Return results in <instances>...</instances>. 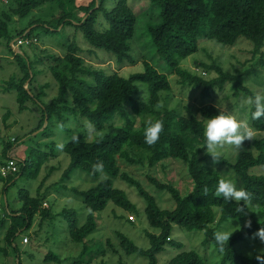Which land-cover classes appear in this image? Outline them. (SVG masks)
<instances>
[{
	"label": "trees",
	"instance_id": "1",
	"mask_svg": "<svg viewBox=\"0 0 264 264\" xmlns=\"http://www.w3.org/2000/svg\"><path fill=\"white\" fill-rule=\"evenodd\" d=\"M1 2H4L6 7L0 10V39L4 38L8 46L15 36L29 39V44L35 45L37 49L35 54L41 53L34 61L36 64L41 63L46 55L38 45L39 38L34 35L35 28L42 26L45 31L54 33L63 24V27L76 25L91 46L111 52L121 64L118 68L127 62L132 65L138 61L133 54V44H138L135 37L137 19L142 15H155L157 11L159 19H151L147 30L158 53L171 68L164 71L155 67L152 61L142 59V69L123 67L124 69L114 68L107 71L102 67L88 65L86 56L82 55L84 50L76 39H73L68 43L65 53L49 56L52 61L49 71L58 82V93L53 95L51 100L41 97L42 102L34 84L37 72L34 71L31 58L24 51L23 54L15 52V60L21 73L5 81L0 90L16 92L20 112L29 109L30 102L37 105L41 116L36 126L31 128L30 135L40 130L41 137L51 138V127L56 124L61 125L65 132L71 135L61 144V150L70 159L62 174V181L75 170L81 169L98 182L88 190L73 188L83 198L86 208L83 220L73 208H64L61 212L53 214L50 207L43 206L45 194L40 191L37 196H32L29 191H20L19 197L23 206L18 210L6 211L0 220V230L6 227L7 241L6 246L0 244V252L6 256H14L15 264H23L22 250L16 244L17 236L31 229L38 216H42L40 225H43L46 219H54L59 215L67 220L68 237L81 247V251L77 256L63 259L59 253L51 250L44 258L47 262L90 264L94 262L95 256H102L100 264H109L106 257L111 252L119 256L120 264H124L126 255L134 253L146 256L149 264H159L157 255L167 243L173 241L171 232L176 224L190 231L203 230L205 238L202 244L213 248L219 258L216 264H260L256 257L264 255V251L248 254L238 249V244L247 243L264 227V117L253 120L252 107L242 99L243 96L248 98L257 93L247 84L251 77L260 80L264 88V0ZM49 2L56 3L60 10V15L53 16L57 25L54 20L32 19L27 26L16 27L15 35H11L12 23L30 16L33 11ZM34 37H37V41H34ZM202 38L215 40L227 47L233 46L240 38H247L253 44V49L242 48L247 54L250 53L245 59L250 62V66L230 71L225 70L218 62L207 64L200 61L197 63L198 73L183 68L182 60L198 51ZM87 50L93 53L90 47ZM246 62L243 63L244 66ZM207 71H215L218 75L207 79L203 77L207 75ZM173 72L180 76L183 89L187 86L189 89L198 88L197 94L203 101L202 105H183L182 110L180 106L175 108L169 105L172 97L169 74ZM217 92H226L220 101L226 103L225 106L230 110H234L236 118L242 119V115H245L254 137L243 141L236 158L221 155L218 161H214L205 150L203 119L197 117L218 114L219 109L211 101L216 98ZM142 93L145 95L144 100ZM9 113L7 112V116ZM137 118L140 120L139 125H136ZM147 119L163 123L159 140L151 146L144 142ZM87 122L93 126V130L88 127ZM44 124L46 125L42 129ZM17 142L18 138L13 137L11 142L5 144V158L0 160L4 162L15 158L17 161L16 173L7 177L0 176L1 179L7 180L8 184L11 181L14 183L24 168L31 166L35 160L39 166L49 160L54 151L49 153L42 149L43 146H56L54 140L41 143L38 138L32 155L30 152L25 160L19 161L11 154ZM208 160L219 165L225 164L236 173L241 189L250 197L247 206L244 201L240 202L241 213L239 202H227L216 195L217 182L226 176ZM173 162H179L188 168L193 183L186 195L182 194L179 185L174 184L172 179L160 178L159 171H166ZM98 164L103 166L100 171L96 169ZM128 166L148 168L149 171L138 178L133 173L135 169L131 171L126 168ZM255 167L263 168L254 171ZM157 190L168 191L176 203L175 207H161L153 195ZM110 202L118 209L133 213L134 216L139 215L140 210L144 208L149 225L160 230L158 234L147 232L149 248L138 246L120 228L114 230V237L103 240L102 246L93 245L99 230L98 215ZM142 204L144 207L140 209ZM249 210L251 213L248 215ZM114 216L129 224H135L137 220L123 213L115 212ZM243 217L246 223L230 236L221 250V245L215 240L217 225ZM26 238L29 239L28 236ZM177 247L182 248V244L178 242ZM167 264L207 262L200 252L188 249L179 252Z\"/></svg>",
	"mask_w": 264,
	"mask_h": 264
},
{
	"label": "rangeland",
	"instance_id": "2",
	"mask_svg": "<svg viewBox=\"0 0 264 264\" xmlns=\"http://www.w3.org/2000/svg\"><path fill=\"white\" fill-rule=\"evenodd\" d=\"M4 2L0 0V10L5 8ZM60 15V10L58 5L53 2L44 4L41 8L33 11L30 16L26 18H20L16 23H12L10 26L11 35H15L16 27L20 28L27 26V24L33 19H41L46 21H53L55 17L53 16ZM159 19L158 12L155 11V15H142L137 19L136 24V39L138 44H133L134 50L133 54L136 56L138 61L132 65L131 62H127L123 67H139L142 66V59H147L153 62V65L164 71H169L170 66L166 61L160 56L157 51V48L148 33L147 24L152 22L151 19ZM57 20H54V24L57 25ZM76 25L70 27H63V24L58 27L56 32L45 31V28L38 26L34 30V35L39 38L38 45L44 51L46 57L42 58L41 63L36 64L35 59L39 57L41 53L37 52L35 45L25 43L21 46L20 51H15L12 47L13 42H17L18 37L15 36L12 38L11 42L8 43L3 38L0 39V86L9 80L12 77L20 75V69L15 60V52L18 54H23V51L31 58L32 66L34 71L37 72V77L35 81V87L38 90L37 94L40 95V100L43 102L42 98L45 100H51L58 93V82L53 78L51 72L49 71V66L52 61L49 57L50 54H61L65 53L67 50V45L73 39H76L81 49L84 50L82 55L86 56V63L89 65L98 66L109 71L114 68L120 70L123 67L119 61L114 57V55L102 48H95L90 45L87 39L84 37L82 31L76 28ZM243 42V43H242ZM17 49V45L14 46ZM93 49V53L89 52L87 49ZM250 47L253 49V44L247 38H240L233 46L227 47L222 46L215 40H209L202 38L200 41L199 49L197 52L188 56L182 60L181 66L185 69L191 70L192 73H197L196 69L199 68L197 65L198 62L202 61L207 64L220 63L225 70L234 71L235 68L243 69L250 66V62H246V58L250 56V53L244 51L243 48ZM13 49V50H12ZM33 53V54H32ZM94 54V55H93ZM38 55V56H37ZM132 55V54H131ZM42 57V56H41ZM126 61H123L125 63ZM246 62L245 66L243 63ZM124 69V68H123ZM139 69V70H141ZM207 75L203 76L205 78H212L218 75L215 71H207ZM201 75V74H200ZM169 79L172 84L171 88V98L169 100V105L171 107H181L183 105L193 106L196 104L202 105L203 101L200 98V95L197 94L196 89H189L187 86L185 89L182 88L180 82V76L173 72L169 74ZM247 84L257 93L264 94V88L260 80L251 77ZM42 86V87H41ZM1 88V87H0ZM199 93V92H198ZM219 93V95H218ZM56 94V95H55ZM226 92H217L216 98L211 101L217 106L224 108L226 111H230L234 115V110H230L229 107H226V103L220 101L221 98L225 96ZM54 95V96H53ZM42 97V98H41ZM243 100H247L243 96ZM222 100V99H221ZM233 101L235 99L233 98ZM30 108L20 112L18 103H17V94L15 91L5 92L0 90V160H3L5 156L3 155V148L8 141H12L13 137L18 138V142L15 143L14 148L12 149L11 154L14 155L19 161H23L33 152V147L36 146V142L39 138L41 143L48 142L51 140L55 141L56 146L54 148H48L43 146L42 149L49 151L54 154H50L48 161L43 163L42 166H39L36 160L31 166L24 168L23 173L16 177L14 183L11 181L9 184L7 180L0 178V220L3 218L4 213L9 210H18L23 206V201L20 199V191H29L32 196H37L39 191L42 194H45L44 200L47 202V206L43 204L44 207H50L53 214L61 212L64 208H73L77 211L78 216L81 220L84 219L86 214V208L83 202V198L76 193L73 188H78L79 190H88L89 188L95 186L98 182L97 179H94L91 175L87 174L81 169L75 170L70 174L64 181H62V174L64 170L68 167L69 157L61 150L62 142L65 143L71 135L67 134L61 125L56 124L54 127H51L53 135L51 138L41 137L40 130L35 131L30 135V130L33 126H36L38 123L41 112L37 109L35 103H29ZM228 108V109H227ZM234 108V107H233ZM185 110V109H184ZM239 110H242L239 108ZM237 112V110L235 109ZM7 112H10L7 116ZM186 113V112H184ZM235 116V115H234ZM236 117V116H235ZM242 119L245 124L249 126V123L246 122L245 115H242ZM139 118H137L136 125H139ZM86 120H84V123ZM88 123V122H87ZM46 124H44L43 128ZM88 127L93 130V126L88 123ZM251 129V127L249 126ZM252 130V129H251ZM254 137V135H253ZM252 137V138H253ZM14 143V142H13ZM47 147V148H46ZM241 148L237 149L235 146L226 145L221 149V155L227 158H236L237 154L240 152ZM57 154V155H55ZM34 160V158H33ZM214 167L226 176L225 178L231 179L233 183L236 184L237 188L241 189V184L238 183L237 175L229 166L222 164L212 163L211 160H208ZM186 166V165H185ZM179 162L170 163L166 171H159L160 178H169L173 180V183L179 185L182 194L186 195L189 192V188H192V181L189 177L188 168L185 167ZM53 168V169H52ZM127 169L133 171V173L141 178L146 171H149L148 168L139 169L136 166H128ZM255 167L253 170L256 171ZM264 169V168H263ZM263 169H258L263 171ZM239 180V179H238ZM43 184V185H40ZM156 200L159 202L161 207L174 208L176 203L171 198V194L164 190L155 191ZM43 196V195H42ZM134 197V194L132 193ZM129 197H131L129 195ZM134 199V198H133ZM144 205L140 206L142 209ZM123 213L129 218L134 217L136 220L135 224H129L122 220V218H115L114 213ZM251 213V210L248 211V215ZM133 214L127 210L118 209L114 206L113 202H110L108 206L101 211L98 215L99 219V230L97 232V239L93 242V245L102 246V241L106 240L107 237L115 236V229L120 228L126 235H128L138 246L147 249L150 247V240L147 237V232L158 234L160 230L151 227L146 219L144 208L140 210V214L137 216L130 215ZM42 216H38L34 222V226L25 230L24 233H20L16 238V244L22 250L21 258L23 264H66V262H56L51 261L47 262L44 260L47 252L53 251L59 253L61 258H66L68 256H77L81 247L78 244L73 243L68 237V224L67 220H64L63 217L57 215L54 219H46L43 225H40ZM133 219V218H132ZM246 223L245 217L241 219H230L217 225V231L221 230L223 227H228V230L233 232L239 231L240 228ZM6 227L0 230V244L1 246H6L7 241L5 240ZM29 237V239L26 238ZM173 241L167 243L164 249L158 253L157 258L159 264L169 263L175 255L179 252L195 249L205 258L207 264H216L217 257L216 253L213 252L211 246H203V240L205 238V232L203 230H187L183 229L180 226L174 224L171 232ZM182 244V248L177 247V243ZM99 243V244H96ZM238 249L248 253L253 254L255 252L264 251V242H262L258 236L253 237L245 244H238ZM126 255V254H125ZM119 256L113 255L111 252L108 253L106 259L109 264H120ZM102 256H95L94 262L90 264H100L102 261ZM14 256H6L0 252V264H15ZM124 264H149V259L139 253H134L131 255H126Z\"/></svg>",
	"mask_w": 264,
	"mask_h": 264
},
{
	"label": "clouds",
	"instance_id": "3",
	"mask_svg": "<svg viewBox=\"0 0 264 264\" xmlns=\"http://www.w3.org/2000/svg\"><path fill=\"white\" fill-rule=\"evenodd\" d=\"M16 43L17 42L12 43V47L15 51L16 48L14 46ZM20 46L17 48H20ZM196 72H199V68L196 69ZM144 99L145 95L142 93V100ZM246 103L253 109L251 112V118L253 120L264 117V94L256 93L253 96H249ZM216 107L219 109L218 114L206 117H197L203 119L202 134L205 140V150L214 161L219 160L222 154L220 150L226 145L235 146V148L239 149L242 146L243 141L251 140L253 137V132L247 124L238 120L224 108L219 107L218 105ZM145 125L144 142L151 146L159 140L160 133L163 131V123L158 120L147 119L145 121ZM102 168V165H96V169L98 171L102 170ZM215 192L216 195L221 196L224 201L239 202L240 213L242 212L240 202L244 201V204L247 206V203L250 200L249 194L246 191L237 188L236 184L233 183L231 179L227 178L220 179L217 182ZM43 204L47 206L46 201ZM232 233L233 232L228 230V227H223L215 233V240L221 245V250H223L224 243L229 241ZM256 235L262 242H264V227L260 228ZM256 259L260 261V264H264V255H258Z\"/></svg>",
	"mask_w": 264,
	"mask_h": 264
},
{
	"label": "built area",
	"instance_id": "4",
	"mask_svg": "<svg viewBox=\"0 0 264 264\" xmlns=\"http://www.w3.org/2000/svg\"><path fill=\"white\" fill-rule=\"evenodd\" d=\"M4 1L8 2V0H4ZM34 41H37V39L35 38ZM28 42H30L29 39L19 38L16 45L20 46ZM17 171H18V167L15 158H9V160L0 162V176L7 177L9 175H12L13 173H16Z\"/></svg>",
	"mask_w": 264,
	"mask_h": 264
},
{
	"label": "water",
	"instance_id": "5",
	"mask_svg": "<svg viewBox=\"0 0 264 264\" xmlns=\"http://www.w3.org/2000/svg\"><path fill=\"white\" fill-rule=\"evenodd\" d=\"M16 51H20V49H19V48H17V49H16Z\"/></svg>",
	"mask_w": 264,
	"mask_h": 264
}]
</instances>
